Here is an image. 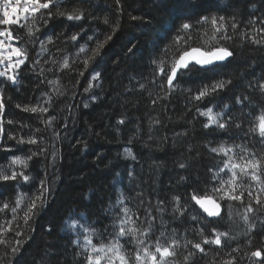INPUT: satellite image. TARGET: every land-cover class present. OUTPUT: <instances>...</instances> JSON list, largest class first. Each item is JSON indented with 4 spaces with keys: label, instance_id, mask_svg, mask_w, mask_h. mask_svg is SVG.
<instances>
[{
    "label": "trees",
    "instance_id": "16d2710c",
    "mask_svg": "<svg viewBox=\"0 0 264 264\" xmlns=\"http://www.w3.org/2000/svg\"><path fill=\"white\" fill-rule=\"evenodd\" d=\"M57 2L61 11H82L83 18L69 20L56 14L41 17V13L55 11L53 6L41 9L34 21L29 16L27 22L10 26L12 34L19 37L18 47L27 51L25 73L33 84L26 103L13 105L11 110L31 129L24 139L31 136L38 143L18 144L9 139L11 151L6 152L0 167L7 166L13 157L27 158L33 151H44L28 161L27 169H22L29 175L28 181H0V264H84L86 253L79 254L80 246L73 243L78 237L84 243L80 224L96 230L93 243L119 239L124 250L134 255L136 239L131 235L117 237L118 229L113 227L125 206L141 231L149 223L153 225L149 237L137 233V238L145 239L146 244L154 245L158 238L161 244L171 238L180 241L177 256L170 258L175 264H226L233 258L235 264H264V257L251 255L257 250L264 253V192L260 191L264 183L242 177L237 169L243 200L219 199L213 192L219 180L212 176L228 157L210 151L221 144L243 146L246 152L237 147L234 155L230 153L233 162L240 164L244 163L241 157L246 160L253 153L258 159L264 157V138L249 132L264 109V93L259 88L264 83V43L255 44L249 36L246 40L242 37L245 46L232 45L231 39H220L224 33L212 40L211 24L196 23L204 16L219 17L229 10L230 23H225L227 36L231 37V25L237 24L241 12L245 19L264 17V0ZM184 22L195 28L191 39L185 36L188 43H182L181 50L201 47L208 51L223 46L233 56L224 64L207 69L196 66L183 76L179 72L173 91L167 86L166 76L158 74L154 61L170 49L164 57L165 72L168 71L171 61L180 54L173 42ZM28 26L33 34L27 32ZM72 35L78 39L72 41ZM107 36L111 39L99 55L90 59L95 42ZM48 37L52 43L46 42ZM41 42L47 52L41 51ZM64 59L69 61L68 68L63 67ZM250 79L255 83L251 88L246 83ZM220 80L231 83L201 100L193 99L201 86ZM238 99L242 102L238 103ZM225 105V119L230 115L240 126H231L230 122L226 129L204 127L208 118L201 113L208 108L214 114L225 111ZM25 106L48 111L33 113L24 111ZM129 151L132 155H128ZM260 175L264 182V167ZM220 176L228 180L231 173L225 168ZM194 192L207 193L218 200L223 205L222 214L215 219L206 216L191 200ZM41 193L43 204L38 200L34 214L25 222L30 200ZM121 194L123 204L117 205ZM257 195L261 204L256 203ZM174 196L180 197L181 206H188L183 215L173 211ZM5 203L9 205L7 209L3 208ZM249 203L252 212H246ZM73 220L77 221L74 232L68 227ZM250 224L255 227L250 229ZM162 231L164 237L160 236ZM216 232H228L230 238L222 237L221 245L202 243L204 238L214 239ZM195 243H201L205 253L195 249ZM13 248L17 249L15 253ZM189 253L194 255L184 260Z\"/></svg>",
    "mask_w": 264,
    "mask_h": 264
},
{
    "label": "snow or ice",
    "instance_id": "6c2138e0",
    "mask_svg": "<svg viewBox=\"0 0 264 264\" xmlns=\"http://www.w3.org/2000/svg\"><path fill=\"white\" fill-rule=\"evenodd\" d=\"M21 3V0H16L15 5L13 4V0H0V12H2L3 17L0 18V25H14V24H20L21 15L20 14H29L33 21L35 20L36 13L40 12L41 9H51L53 6H55V11H49L46 14L41 13V17H51L52 15H60V16H67V19L72 20H80L83 18L84 13L82 11H73V12H65L61 11L59 8V4L57 0H24V6L21 8L19 7ZM10 9V11H9ZM15 17V18H14ZM24 20L27 22L29 19V16H24ZM135 19V17H133ZM107 23V20L105 21ZM45 23H47V19H45ZM197 24H208L210 23L213 28V35L211 37L212 40H217V34L224 33V35L220 36V39H231V37L227 36V24L225 23V17L224 16H204L201 19H198L196 21ZM25 25H21V27H24ZM118 27V25H117ZM231 27L235 28L237 27L236 24H232ZM195 28V25L189 22H184L180 26V32L178 33L175 41L173 42V46L177 47V51L180 53L178 58H174L170 66L168 67V71L165 72V59L164 57L168 54L170 49H165L163 53H161L160 58L158 61H154V63L157 64L158 74L166 76L167 79V86L175 91L176 85L173 84V81L177 78V73L180 72L181 76L187 74V72H190L192 68H195L196 66H199L201 69L205 68V66L214 65L216 62L225 61L229 57L233 56V52L230 51L227 47H213L210 48L208 51H201L199 47H190L189 50H181L180 45L182 43H188L187 40H185V36H187L189 39H191L192 32ZM261 33H264V27L259 29ZM27 32L29 34H33L32 27H27ZM182 33V34H181ZM202 35H207V32L202 33ZM0 37H4V39H0V66H3L2 70H0V78H5L8 81H10L13 85L18 83V75H19V69L22 65L25 64V61L28 59L27 57V51L22 50L19 47L14 46L11 41L14 39H19V37H14L12 34V31L9 29L6 30H0ZM72 41H76L78 39L77 35H72L70 37ZM111 39V36L105 37L103 41L97 40L96 47L91 50L90 59L94 58L95 56L99 55L100 50L104 47V44L107 43L108 40ZM252 42L255 44H262L264 43V39H256L255 37H252ZM8 41L6 43L5 41ZM47 43H52V38H47ZM41 51L47 52V48L45 47V43L41 42ZM81 52H84L85 49L81 47ZM13 57L16 59L14 60ZM7 62V63H5ZM36 63H39L37 61ZM85 64L88 63V60L84 61ZM191 66V67H190ZM63 67L68 68L69 67V61L68 59L63 60ZM81 75L83 73L81 72ZM99 74L97 73L95 78H98ZM231 81H217L212 83L211 85H203L198 90V94L193 97L195 100H201L206 96H210L213 93L217 92L218 90H222L226 87L227 84H230ZM144 85H141V88H143ZM260 91L264 93V83H261L259 85ZM85 91H88V89H85ZM190 91V89L188 90ZM238 103H241L239 99L237 100ZM87 105H85L86 107ZM17 107H20L17 105ZM226 109L227 105H225V111H220L217 113H213L212 108H208L206 111L202 112L201 115L208 118V123L204 125V127H211L215 125L219 129H226L229 127L230 122H232L231 126L239 127L240 125L237 123H234V118L230 115L227 116V119H225L226 116ZM24 111H30V112H41L46 113L48 111L47 108H38V107H27L25 106ZM3 113H4V91L2 88H0V142L4 139V119H3ZM54 119V117L52 118ZM8 124H12L13 121L8 120ZM47 123H51V120L47 121ZM120 123H123V121H120ZM249 132L257 133L260 137L264 138V109H261L260 114L256 117V121L252 127L249 128ZM8 139L10 140H16L18 144H32L35 145L38 143V141L34 137H29L27 140L24 139V137H20L17 139L16 136L8 134ZM3 143H0V148H3ZM241 148L242 151H247V149L243 148V146L236 145V146H225L223 144L219 145L218 147H213L210 149L211 152L219 154H223L225 157H228V160L224 162L223 167L219 169V171L214 172L212 179L213 180H219V185L213 189V192L215 194L219 195V199H228V200H237L242 201L244 192L240 191V189L243 187L242 184H238L237 181L241 179L242 177H250L252 181H255L257 184L264 183L261 180V169L264 167V157L256 158L255 154H251V158H248L245 160L244 157H241L242 160H244L243 164L240 163H234L233 157L230 156V153L233 155L235 154V148ZM6 151H11L9 148H4ZM43 149L39 151H33L31 152L27 158H20V157H13L10 160V163L7 166L0 167V181H16L18 178L22 179L23 181L29 180V175H25V172L22 169H27L28 167V161L32 159L33 156L37 155H43ZM128 155H132L131 152H128ZM134 158V157H133ZM14 166H21V169L18 170ZM181 168L185 167V164H180ZM227 168L229 172L231 173V176L228 180H224L220 176V172H223L224 169ZM237 169H239V172L241 176L237 175ZM211 171V170H210ZM181 179H184L181 177ZM227 185V187H225ZM43 188V185H41ZM239 191V194L237 192ZM261 192H264V187H261ZM249 196H252V192H249ZM40 201L41 204H43L42 199V193L41 196H38L34 199L30 200V204L28 206L27 212H26V221L27 219H31L32 215L34 214V210L37 208V201ZM173 200L176 203V207L173 210L174 213H179V215H183L184 212L187 210V204L181 206L180 204V197L174 196ZM191 200L195 202V204L199 205L201 209L205 213H207L208 216H219L220 215V204L217 203L215 200H213L210 196L205 193L204 195H200L198 192H194L191 195ZM256 203L261 204V199L259 195L255 197ZM16 204H19L20 201H15ZM123 204V194H121V198L117 200V205ZM9 205L7 203L3 204V208L7 209ZM13 212L16 211L15 207L12 209ZM130 209L128 207H123L120 209V213H122V216H119V222L114 223L113 227L117 228V237H125L128 235H131L134 239H136L137 243V250L135 251L134 255L128 254L124 250V245L119 242V239H116L112 242H109L107 244L103 243L102 241L99 244L93 243V236L96 235V230L92 228L91 226H86L85 224H80L79 227L82 229V231L85 233L83 240L84 243H80L79 237L73 241V243L77 244L81 248V252L79 254L83 255L86 253L84 264H175L174 260H170L169 258H174L177 256V250L180 247V241L171 238L168 240L165 244H161L159 238L155 241V244L152 243H145V239H139L137 238V233L140 234V236L147 238L150 236L151 232L153 231V225L151 223L148 224L146 228H144L142 231L140 228L135 226V221L131 219L130 215ZM161 212H163V209H160ZM254 211L252 208V205L249 203L246 209V212H252ZM150 215V214H149ZM229 218L231 217V212H228ZM193 219H196V217H192ZM156 217H151V220H155ZM244 221L248 222V215L245 214L243 216ZM161 222L163 223V220L161 218ZM131 224L133 225L130 228H126L125 225ZM68 227L73 232L77 228V221L73 220L68 224ZM254 224H250L249 228H254ZM9 230H11L9 228ZM214 231V230H213ZM201 235L203 234V229L200 230ZM161 237L165 236V232L160 233ZM222 237L225 238V240L229 239V233L228 232H216L214 239H208L204 238L202 243L207 244H215V245H221L222 243ZM187 243H191V241H188ZM187 243L184 245L187 246ZM195 249H197L200 253H205V248L202 247L201 243H195L192 245ZM154 247V251L151 250ZM12 251L15 253L17 251L16 248H13ZM238 251V249H236ZM194 254L189 253L187 256L184 257V260H189ZM253 257H264V253H262L260 250L254 251L251 254ZM226 264H235V258H233L231 261L226 262Z\"/></svg>",
    "mask_w": 264,
    "mask_h": 264
},
{
    "label": "rangeland",
    "instance_id": "374dc122",
    "mask_svg": "<svg viewBox=\"0 0 264 264\" xmlns=\"http://www.w3.org/2000/svg\"><path fill=\"white\" fill-rule=\"evenodd\" d=\"M60 1V0H59ZM43 2V0H41ZM16 0H13V4L15 5ZM24 6V0H21V3L19 7ZM237 5V9H238ZM10 11V9H9ZM223 12H228L227 14H223L222 16L225 17V22L230 23V15L232 14L229 10L228 11H223ZM21 15V20L20 24L24 23V16H30L29 14H20ZM3 17L2 12H0V18ZM15 18V17H14ZM237 27L234 28V30L230 33L231 35V42L233 43L232 45H238L243 44L242 42V37H244V40L248 38L249 36L255 37L256 39H262L264 38V33H261L259 29L264 27V17L258 16L256 18H247L243 16V13L241 12L238 15V21H236ZM19 25V24H16ZM10 26L8 25H0V30H6L9 29ZM14 36V35H13ZM15 37V36H14ZM0 39H4V37H0ZM8 43V41H5ZM11 43L18 47L16 44V39L12 40ZM15 60L16 58L13 57ZM7 63V62H5ZM224 64V63H223ZM3 66H0V70H2ZM220 77V76H219ZM18 83L13 85L10 81H8L5 78H0V86L2 89H4V113H3V119H4V139L2 142L4 147L0 148V162L4 163L6 160V150L4 148H8L10 146L9 144V139L8 134H14L19 137H26L30 134L31 129L29 125L16 113H13L11 110V107L13 105H23L27 101V95L32 89V82L30 79L26 76L25 73V66L22 65L19 69V75H18ZM246 83L249 85V88L252 87L254 83V79H250V81L246 80ZM214 113V111H213ZM11 120L13 121L12 124H8L7 121ZM154 251V250H153ZM170 259V258H169ZM103 264V262H102Z\"/></svg>",
    "mask_w": 264,
    "mask_h": 264
},
{
    "label": "water",
    "instance_id": "95a60500",
    "mask_svg": "<svg viewBox=\"0 0 264 264\" xmlns=\"http://www.w3.org/2000/svg\"><path fill=\"white\" fill-rule=\"evenodd\" d=\"M200 49H201V51H207V50H204L203 48H201V47H199ZM230 50V49H229ZM231 51V50H230ZM230 59V57L228 58V59H226L225 61H221V62H216L214 65H210V66H205V68H203V69H207V68H210V67H213V66H215V65H219V64H223V63H226L228 60ZM199 67V66H198ZM179 73V72H178ZM178 73H177V75H178ZM175 82V80L173 81V83ZM213 200H215L217 203H219L220 204V215L222 214V212H223V205L218 201V200H216L214 197H212V196H210ZM197 205V204H196ZM197 207L206 215V216H208L207 215V213H205L204 211H203V209H201L200 207H199V205H197ZM219 215V216H220ZM219 216H208L209 218H212V219H215V218H218Z\"/></svg>",
    "mask_w": 264,
    "mask_h": 264
},
{
    "label": "flooded vegetation",
    "instance_id": "af4514ba",
    "mask_svg": "<svg viewBox=\"0 0 264 264\" xmlns=\"http://www.w3.org/2000/svg\"><path fill=\"white\" fill-rule=\"evenodd\" d=\"M258 259H262V257L258 258Z\"/></svg>",
    "mask_w": 264,
    "mask_h": 264
}]
</instances>
